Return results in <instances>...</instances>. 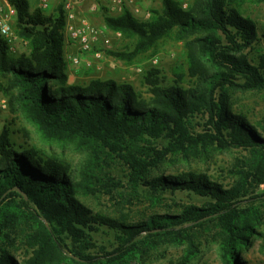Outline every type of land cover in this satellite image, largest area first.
Returning a JSON list of instances; mask_svg holds the SVG:
<instances>
[{"label": "trees", "instance_id": "1", "mask_svg": "<svg viewBox=\"0 0 264 264\" xmlns=\"http://www.w3.org/2000/svg\"><path fill=\"white\" fill-rule=\"evenodd\" d=\"M16 12L13 29L28 51L11 53L0 34V76L14 111H21L46 139L74 143L85 159L78 173L66 160L37 146L18 145L13 131L0 133V264H144L164 245L184 248L176 264H191L202 238L215 231L223 264H248L244 253L259 237L264 248V129L235 111L237 93L264 90V55L251 58L259 41L243 7L264 0H162L149 20L125 9L104 16L106 27L135 41L132 61L159 41H185L187 68L176 84L160 71L145 78L149 99L133 86L92 79L69 84L65 58V12L48 14L29 0H6ZM38 4V2H37ZM190 79L189 88L181 86ZM16 106V108H15ZM198 116L204 118L198 132ZM244 149L226 186L204 174H163L169 161L198 158L212 150ZM125 170L123 180L113 174ZM262 188V189H261ZM123 190V191H120ZM189 193L202 206L179 205L177 213L139 220L93 211L85 197L105 193L121 206L148 203L155 210L165 194ZM109 237V245L96 236ZM24 250L22 259L15 252Z\"/></svg>", "mask_w": 264, "mask_h": 264}, {"label": "rangeland", "instance_id": "2", "mask_svg": "<svg viewBox=\"0 0 264 264\" xmlns=\"http://www.w3.org/2000/svg\"><path fill=\"white\" fill-rule=\"evenodd\" d=\"M87 1V0H86ZM85 1V2H86ZM183 5H188L192 0H180ZM83 2V3H85ZM124 9H128L138 19L144 20L145 15L152 10L162 8V0H123ZM4 0H0L3 5ZM77 5L75 13L77 21H87L91 25L103 32V35L110 40L108 46L99 43L94 46L90 53H83L79 48L72 44H66L65 58L68 61L69 84L84 85L92 79L112 80L118 84H129L145 99L150 98L149 88L145 84V78L149 71L155 69L160 71V78L165 85L176 84L179 78V71H185L187 68L185 41H176L173 36L159 41L149 51L137 55L132 61L123 60L112 55L114 52L131 53L135 49V41L125 39L123 35L118 37L114 32L109 30L104 23V16L109 15L110 11L102 0H93L90 4V12L96 14L97 20H90L87 17L80 16ZM59 0H53L51 8L47 11L50 15L60 6ZM36 2L33 8H36ZM96 7L95 10L92 8ZM246 16L255 21L258 29L259 41L255 44L254 50H247L251 58H258L264 55V3L249 2L243 7ZM95 18V17H94ZM151 18V17H150ZM16 22L14 18L13 24ZM18 37V36H17ZM28 51L27 42L18 38L14 51L11 53L21 54ZM97 54H100L98 57ZM79 56L81 64L72 66L69 58ZM0 76V133L5 126L12 131V139L18 145L26 144L27 146H37L49 157L69 162L76 173L82 167L85 154L74 143H62L51 141L44 138L22 114L21 111L14 109L9 104L6 96V84ZM5 82V81H4ZM190 79L185 78L181 84L184 88H189ZM233 106L235 111H242L256 126L264 129V90L261 92L237 93L233 97ZM16 108V106H15ZM204 118L198 116L196 129L198 132L203 131ZM250 158V152L244 149H231L229 151L212 150L208 153L198 155V158H180L179 160L169 161L163 169V174H173L178 171H192L198 174H204L213 181L229 186L233 183L232 172L239 161ZM113 175L120 180L125 176V170L120 165L115 166ZM124 181V180H123ZM262 189V188H261ZM123 191V190H120ZM166 202L163 206L153 210L148 203H136L134 205L126 204L121 206L122 200L118 197L112 199L105 193L96 194V196L85 197V202L89 207L97 212L111 217L129 216L131 220H139L146 214H175L179 210V205H197L202 206L206 199L194 194L177 192L176 194H165ZM96 240L99 244L109 245V237L98 235ZM201 252L191 264H223L220 258L219 239L214 230L208 233L206 238H202ZM184 253V248L176 245H164L157 251L152 252L145 260L144 264H176ZM25 252L20 250L15 252L19 259H22ZM244 258L248 264H264V248L259 237L253 238L252 245L244 253Z\"/></svg>", "mask_w": 264, "mask_h": 264}, {"label": "built area", "instance_id": "3", "mask_svg": "<svg viewBox=\"0 0 264 264\" xmlns=\"http://www.w3.org/2000/svg\"><path fill=\"white\" fill-rule=\"evenodd\" d=\"M31 2H38L39 7L43 10H49L52 6L53 0H29ZM86 0H59V4L63 6L65 12V43H72L76 45L83 53H90L94 46L102 43L104 46L110 44V40L103 35V32L91 25L87 21L79 22L76 17V7L78 4L85 2ZM108 7L109 11L115 16H119L125 10L123 0H102ZM184 8L188 7L185 3ZM93 10L96 7L92 8ZM15 10L10 7L6 0L3 5H0V34L4 37L9 45L10 51H14L18 37L13 29ZM150 13L145 15L144 20H149ZM116 36L121 37L122 34L115 33ZM99 57L100 54H97ZM69 63L72 66H79L81 64V58L79 56H72L69 58Z\"/></svg>", "mask_w": 264, "mask_h": 264}, {"label": "crops", "instance_id": "4", "mask_svg": "<svg viewBox=\"0 0 264 264\" xmlns=\"http://www.w3.org/2000/svg\"><path fill=\"white\" fill-rule=\"evenodd\" d=\"M93 2V0H87L85 3H83V5H81L79 7V10H80V16L81 17H87L89 18L90 20H97L98 18L96 17V14H92L90 12V4ZM34 4V2H32ZM36 5H37V1H36ZM111 16H115L114 14H112L110 12ZM95 17V18H94ZM14 18H16V15L14 16Z\"/></svg>", "mask_w": 264, "mask_h": 264}]
</instances>
